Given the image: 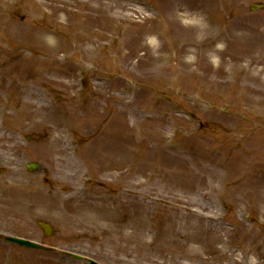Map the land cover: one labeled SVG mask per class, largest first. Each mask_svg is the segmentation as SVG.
Here are the masks:
<instances>
[{
	"label": "rangeland",
	"instance_id": "rangeland-1",
	"mask_svg": "<svg viewBox=\"0 0 264 264\" xmlns=\"http://www.w3.org/2000/svg\"><path fill=\"white\" fill-rule=\"evenodd\" d=\"M173 1L183 30L223 33L218 54H194L186 28L159 40L156 19L124 8L0 0L19 30L0 28V199L16 196L0 200V264H264L248 242L264 237L249 198L264 182L238 184L264 170V151L248 152L264 145V7L250 9L264 0Z\"/></svg>",
	"mask_w": 264,
	"mask_h": 264
},
{
	"label": "bare ground",
	"instance_id": "bare-ground-1",
	"mask_svg": "<svg viewBox=\"0 0 264 264\" xmlns=\"http://www.w3.org/2000/svg\"><path fill=\"white\" fill-rule=\"evenodd\" d=\"M84 3L87 4H97L99 6V8H104V9H110L113 8L114 10H118V9H122L124 8L125 11H134L137 13H146V12H150V10H152V13L155 11L157 16L159 17L158 19V24L159 26H161L164 30V32H154L151 31V34H154L155 37H157V39L159 40H166V41H171V39L175 40V41H180V37H185L187 38L185 35L188 31L185 30L188 29L190 31H192L195 35V37H190L188 40V45L192 46L194 51L193 53L196 55H199L198 52L195 51V49H198L200 47H204L209 43V46L207 48H204L202 51L204 53L205 50H209L211 53L213 54H218V50H216L212 44L213 43H217L219 41H224L225 37L222 36L223 33L218 34L215 36L214 32L215 30H211L210 28L204 27V25L199 24L197 26H186L184 27V30L180 27V25L178 24L179 20L177 19V15H176V10H175V3L173 0H157V3L154 5H150L153 4V2L151 3H147V0H82ZM124 4H128L131 5L132 9H129L128 7H123ZM149 7L151 9H149ZM154 7V8H153ZM157 8V9H156ZM8 12V11H7ZM128 14H123V17H126ZM145 15V14H144ZM110 17H114L113 15H109ZM148 18L151 17V15L147 16ZM27 28H30V25L26 26ZM25 27V28H26ZM0 28L3 29L4 31H8L9 33H16L19 30L17 29V27H15L13 20L11 19V16H9L7 13L4 14H0ZM185 34V35H183ZM181 35V36H180ZM188 39V38H187ZM156 39L153 38V40H151L150 42H148L150 45H153L154 48L156 47ZM237 43L233 41V44L231 43V46L236 45ZM202 47V48H203ZM202 53V54H203ZM202 57V56H200ZM163 57H157V59H161ZM243 59V58H242ZM185 64V63H184ZM251 63H248V65H246L247 69H249L250 71L255 70L251 68ZM186 65V64H185ZM241 65V66H240ZM245 66H243L242 64H237V65H232L231 69L233 71H237V72H241L244 69H246ZM230 70V68H229ZM264 72V69H260L258 72V75H255L254 78L255 79H259L261 80V82L264 81V79L262 78V74ZM250 73H248L249 75ZM250 76V75H249ZM260 143V142H258ZM99 144V149H103L106 148L108 145V141L107 139H105L104 141L98 143ZM261 144V143H260ZM260 146V147H259ZM259 146H251V150H249L248 152L252 153L253 151H264V145H259ZM255 149V150H253ZM98 151L94 150V156L98 155ZM248 156L245 155L244 157ZM247 158V157H246ZM240 176H242V174H240ZM255 179L254 180H241L238 184L240 185V187H242V189H247L250 190L251 192H256L255 190V186H260L261 183H263L264 181V170L259 171L258 173H256V175L254 176ZM249 198L257 205L260 206L259 207V212H260V216L264 217V194H250ZM16 196L15 198L10 197L9 195L7 197H3L1 198V202L3 204H5V206L8 205H12L13 202H15ZM248 242L250 244L252 253H254V255H259V256H263L264 257V237L262 235H251L250 237H248ZM258 256V257H259ZM259 259L257 258V260H255V264H260V262L258 261ZM235 264H239L238 262H235Z\"/></svg>",
	"mask_w": 264,
	"mask_h": 264
},
{
	"label": "water",
	"instance_id": "water-1",
	"mask_svg": "<svg viewBox=\"0 0 264 264\" xmlns=\"http://www.w3.org/2000/svg\"><path fill=\"white\" fill-rule=\"evenodd\" d=\"M29 169H35L36 168V165L35 164H29L28 166H27ZM41 228H43V230L45 231V233L48 235V234H50V232H51V230H50V228H49V226H47V225H45V224H41ZM7 241H9V242H13V243H16V244H19V245H23V246H26V247H33V248H40L38 245H36V244H33V243H29V242H26V241H23L22 239L21 240H19V239H15V238H7L6 239ZM91 264H93V263H91Z\"/></svg>",
	"mask_w": 264,
	"mask_h": 264
},
{
	"label": "clouds",
	"instance_id": "clouds-1",
	"mask_svg": "<svg viewBox=\"0 0 264 264\" xmlns=\"http://www.w3.org/2000/svg\"><path fill=\"white\" fill-rule=\"evenodd\" d=\"M253 264H255V260H254V258H253Z\"/></svg>",
	"mask_w": 264,
	"mask_h": 264
}]
</instances>
